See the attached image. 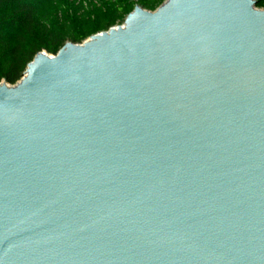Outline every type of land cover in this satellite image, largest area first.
<instances>
[{"label": "water", "instance_id": "1", "mask_svg": "<svg viewBox=\"0 0 264 264\" xmlns=\"http://www.w3.org/2000/svg\"><path fill=\"white\" fill-rule=\"evenodd\" d=\"M0 264H264V9L136 6L1 81Z\"/></svg>", "mask_w": 264, "mask_h": 264}, {"label": "trees", "instance_id": "2", "mask_svg": "<svg viewBox=\"0 0 264 264\" xmlns=\"http://www.w3.org/2000/svg\"><path fill=\"white\" fill-rule=\"evenodd\" d=\"M161 4L164 0H145ZM256 7L264 0H255ZM101 19L89 26L78 27L68 38L54 25L46 24L31 0H0V82L14 84L37 52L56 54L66 40L81 43L88 36L111 27Z\"/></svg>", "mask_w": 264, "mask_h": 264}, {"label": "rangeland", "instance_id": "3", "mask_svg": "<svg viewBox=\"0 0 264 264\" xmlns=\"http://www.w3.org/2000/svg\"><path fill=\"white\" fill-rule=\"evenodd\" d=\"M31 2L37 7L41 19L46 24L56 26L58 32L66 38L77 31L78 27L89 26L92 21L96 23L105 19L103 21H108L111 27H115L122 25L136 6L154 10L160 5L145 0H31ZM257 8L264 9V5Z\"/></svg>", "mask_w": 264, "mask_h": 264}]
</instances>
